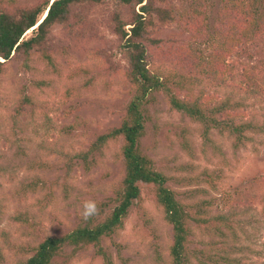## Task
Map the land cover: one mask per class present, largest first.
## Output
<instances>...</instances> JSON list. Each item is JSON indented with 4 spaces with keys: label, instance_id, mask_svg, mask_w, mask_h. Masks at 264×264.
Returning <instances> with one entry per match:
<instances>
[{
    "label": "rangeland",
    "instance_id": "obj_1",
    "mask_svg": "<svg viewBox=\"0 0 264 264\" xmlns=\"http://www.w3.org/2000/svg\"><path fill=\"white\" fill-rule=\"evenodd\" d=\"M230 1H175L172 8L195 6L211 35ZM246 2L248 6L252 1ZM114 7L107 1L90 15L99 22L96 40L84 38L70 46L67 54H62L61 48L54 50L61 75L37 56L29 67L22 59H12L4 67L0 79V264H17L24 259L18 252L22 245L36 244L47 235L69 233L82 218L85 201H95L101 217L115 209L126 172L124 138L110 139L92 153L88 160L96 158L98 162L89 168L83 159L99 136L122 125L136 93L125 79L129 62L121 47L124 41H118L112 31L117 25L111 20ZM124 11L120 18L130 35L131 13ZM178 26L162 31L157 28L154 37L167 40L173 31L179 32ZM54 34L64 35L60 26L54 28ZM31 36L30 31L26 38ZM253 37L264 46V38ZM198 49L206 50V44ZM250 51L253 57L246 53L230 61L242 63L241 72L249 67L254 77L261 71L258 66L264 64V49ZM166 59L158 52L151 56L157 67ZM78 67L86 68V77H71ZM27 98L33 102H24ZM149 98L154 101L143 107L147 121L138 146L141 155L169 178L167 186L194 216L204 210L210 215L237 211L234 219L241 228L230 258L237 260L236 264H264V133L248 131L249 141L238 149L233 137L218 130H212L206 141L201 124L173 109L163 92H154ZM245 115L246 121L264 128V103L251 101ZM69 162L73 167L65 184ZM51 186L54 200L46 205L44 198ZM140 187L141 196L130 209L123 229L103 245L114 264H170L173 226L157 203L156 188ZM189 227L193 230L191 255L198 257H193L191 264H216L215 260L227 264L224 253L212 247L221 241L219 237L203 233L198 221H190ZM71 250L66 249L67 253ZM68 259L64 255L57 264L104 262L95 249Z\"/></svg>",
    "mask_w": 264,
    "mask_h": 264
},
{
    "label": "trees",
    "instance_id": "obj_2",
    "mask_svg": "<svg viewBox=\"0 0 264 264\" xmlns=\"http://www.w3.org/2000/svg\"><path fill=\"white\" fill-rule=\"evenodd\" d=\"M107 1L115 5L111 20L117 25L112 31L118 41H124L121 47L126 50L129 62L125 79L133 85L136 93L126 108L122 125L99 136L83 159L89 168L98 162L96 158L88 160L92 153L110 139L124 138L122 152L126 172L117 192V204L113 212L104 217L96 214L88 220L80 218L74 229L65 235H47L36 244L22 245L18 252L24 259L17 264H57V259L64 255L70 260L78 252L89 249H95L103 257V264H114L103 243L123 229L130 209L141 196L140 184L156 188L157 203L173 226L170 264H191L193 257L198 260L197 256L191 255L189 247L193 237V230L189 227L192 220L198 221L203 233L219 237L221 241L212 247L224 253L222 257L227 264H236L237 260L231 259L230 254L236 248L234 242H238L237 230L241 228V223L234 219L239 215L237 211L210 215L204 210L194 216L167 186L169 178L141 155L138 146L147 121L143 107L154 101L149 98L154 92H163L173 109L200 123L206 141L210 140L212 130H218L233 137L234 148L238 149L249 141L248 131L264 133L262 126L245 120L251 101L264 103V64L258 66L261 71L255 70L257 74L252 77L249 67L241 72L243 64L230 61V58L246 53L253 57L251 48H258L260 52L264 49L259 44L261 41L253 37L264 38V0H251L248 6L246 0L228 2L226 10L219 16L215 33L211 35L202 13L195 6L172 8V2L187 0H0V79L6 63L12 59H22L28 66L36 56L54 73L61 75L54 50L61 48L62 54H67L70 46L84 38L96 40L99 22L90 15L98 5H105ZM124 10L131 13L133 27L130 35L120 18ZM176 24L179 32L173 31L167 40L154 37L155 29L162 31ZM243 25L245 28L238 27ZM57 26L62 29L63 37L54 34ZM30 31L32 36L26 38ZM201 44H206V50L198 49ZM157 52L167 58L159 67L151 61L152 54ZM86 71V68L78 67L71 77H86ZM24 102L32 103L33 99L27 98ZM186 144L189 150L190 145ZM72 167L69 162L65 184H68ZM51 187L44 198L46 205L54 200ZM41 206H44L43 202ZM67 248L72 249L70 253Z\"/></svg>",
    "mask_w": 264,
    "mask_h": 264
},
{
    "label": "clouds",
    "instance_id": "obj_3",
    "mask_svg": "<svg viewBox=\"0 0 264 264\" xmlns=\"http://www.w3.org/2000/svg\"><path fill=\"white\" fill-rule=\"evenodd\" d=\"M98 213V206L95 201H85L83 204L82 217L85 220L90 219L92 216Z\"/></svg>",
    "mask_w": 264,
    "mask_h": 264
}]
</instances>
